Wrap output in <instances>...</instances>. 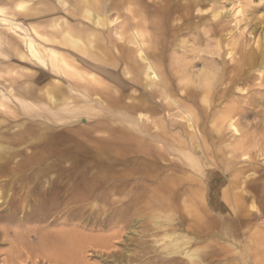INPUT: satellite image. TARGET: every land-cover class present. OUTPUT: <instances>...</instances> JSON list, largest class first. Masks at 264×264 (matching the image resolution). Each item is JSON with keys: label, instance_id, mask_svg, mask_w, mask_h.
<instances>
[{"label": "rangeland", "instance_id": "374dc122", "mask_svg": "<svg viewBox=\"0 0 264 264\" xmlns=\"http://www.w3.org/2000/svg\"><path fill=\"white\" fill-rule=\"evenodd\" d=\"M23 1L31 13L20 20L26 30L33 25L51 38L55 33H49L55 29L48 26L50 18L63 20V26L67 18H72V1L63 0L62 7L55 0ZM44 1L58 9L44 13ZM199 1L190 20L205 23L199 30L211 29V39L205 42L201 31V39L192 38L190 32L168 39L166 60L161 66L163 79L169 78L167 98L160 93L161 76L156 72L155 78L147 75V62L140 61L137 53L134 66L83 61L68 67L60 61L55 70L44 69L28 56L17 35L0 26V129L5 138L14 130L25 136L17 145L5 144L0 149L6 155L3 166L11 153L17 169L13 182L4 170L0 171V213L12 198L18 206L14 220L0 222V226L19 233L25 227L37 226L36 222L24 224L22 220L40 190L63 197V221L69 224L83 221L86 210L78 208L82 205L100 212L98 224H103V210L128 207L126 220L109 222L116 225L114 228L87 232L111 241L114 230L122 228L120 237L112 239L114 246L102 250L114 251L115 255L102 253L91 256L89 262L123 264L128 258L131 264H145L153 251L159 254L171 245V239L164 238L165 231L177 238L187 234L189 216L183 215V210L190 194L195 193L218 231L206 238L191 235L196 239L187 245L189 258L183 252L167 254V258L200 264L199 252L206 251L212 252L209 264H250L243 255L248 233L237 236L232 224L233 217L247 211L255 215L254 223L264 224V0ZM2 3L0 0L1 10ZM13 7L6 12L11 13ZM151 9L153 5L147 12ZM100 14L108 16L111 12L101 10ZM118 21L125 19L119 16ZM19 52L25 57L21 58ZM172 54L174 58L184 56L185 65L168 64ZM61 55L63 59V51ZM213 60L223 69L224 77L222 86L212 91L208 106L200 102L201 93L196 88H201L202 64ZM185 72L192 80L184 90L179 78ZM90 77L100 85L93 87ZM219 88L225 90L222 102L217 97ZM188 95L194 100H188ZM232 105L235 110L231 112ZM182 109L189 110L192 119L179 116ZM126 111L133 113L134 124L126 119ZM120 128L127 129L134 141L123 154L117 146ZM144 140L159 147L162 156L154 160L143 156L137 147ZM174 172L192 176L190 180L198 182L201 190L195 185V190L177 186L163 196L154 190L164 175ZM227 184L228 190H223ZM164 204L173 209L163 212ZM156 213L174 220L160 228L151 218ZM12 239V234L0 235V257L10 249ZM141 241L148 242L146 248L138 246ZM140 258L144 260L138 261ZM177 263L182 264L172 262Z\"/></svg>", "mask_w": 264, "mask_h": 264}, {"label": "bare ground", "instance_id": "6f19581e", "mask_svg": "<svg viewBox=\"0 0 264 264\" xmlns=\"http://www.w3.org/2000/svg\"><path fill=\"white\" fill-rule=\"evenodd\" d=\"M69 1L74 3V9L70 12L72 18H67L63 26V59L60 52L50 48L48 44L42 42L36 35L32 36L19 21L0 15V25L10 29L17 35L22 40L28 56L32 57V59L34 58L44 69L51 67L55 70L57 62L60 61H63V64L68 67L75 63L82 64L83 61L92 65L95 63H124L127 66H134L133 64L138 62V59L135 58L137 53L140 61L147 62L145 68L147 75H152V78H155L154 74L156 72L161 76L159 84L160 93L165 98H167L169 78L163 79V75L165 74L162 72L161 66L166 60L164 51L168 39L177 38L181 33L188 32L192 33V38L198 37L199 39H201L202 33L203 36H206L205 42L211 39V29L203 27L202 30H199L205 23H196L190 20L192 12L200 2L199 0H177L176 2L174 0H67V2ZM151 5H153V9L147 12V8ZM101 10H104V12L110 11L111 14L103 16L100 14ZM119 16H123L125 22L118 21ZM78 17L84 18L87 22H81ZM193 33H196V35H193ZM19 56L22 58L25 57V54L19 52ZM185 60L184 56L174 58L172 54V58L167 63L171 65L177 64V66L182 67L185 65ZM202 66V71L198 69L201 71V74L198 73L201 75V79L198 82L201 88L198 87L196 89H199L198 93H201L200 102L210 106L211 93L218 86H222L224 73L223 69L214 60L210 61L209 64L203 63ZM89 76L91 75L89 74ZM179 80L184 85L185 90L192 77L190 75L187 77V72H185L184 76H180ZM88 81L93 82V87L100 85L94 77H90ZM224 96L225 90L219 88L217 90V97L221 102ZM49 99L51 103H55L56 101L53 96H50ZM188 100L193 101V96L188 95ZM172 102H175V100L172 99ZM233 105L229 107L231 112L235 110V106ZM208 106H205V108ZM178 115L182 117L186 116L188 120L189 118L192 119L191 113L187 109H182ZM243 118L244 120H248L249 117L243 114ZM117 132H119L118 138L120 139L117 146L123 154L133 147L134 141L127 129L120 128ZM2 133L0 129V149L5 144L13 147L25 138V136H21L15 130L8 132L9 136L6 138ZM137 143L138 141L135 142V145ZM44 145H49V142L46 141ZM137 148L140 149L139 152L143 156L152 157L153 160L162 156L161 149L153 144L151 140L141 141ZM12 156L14 154H8V163L3 166V159L6 155L0 153V171L4 170L8 174L10 182L16 179L17 174L16 164L12 162ZM190 179H192L190 176H178V174L175 175V172L166 174L154 190H159V193L162 192V196L168 192L167 190L177 186L181 190H195L192 188V185H195L201 190V185L195 180L191 181ZM39 192L32 200L33 208L26 213L22 220L24 224L25 222H36L37 226L25 227L21 233L8 227L0 226L1 236L13 235V239L9 241L11 247L0 257V264H99L89 262L91 256H101L102 253L109 254L111 257L115 255L114 251L103 252L102 250H108L114 246L115 241H112V239L120 237L121 227L118 230L113 229L114 236L111 241L91 237L87 232L99 231L107 226L114 228L116 225H110L111 223L109 222L114 220L116 223L126 220L128 207L120 208L119 210L113 208L115 210L113 212L108 209L103 210L104 212L102 213L105 214L103 224H98L99 221L96 222V219L100 212H95L91 206L87 208L85 205H82L78 208L86 210L83 221L69 224L63 221V197L52 196V193L46 190H40ZM190 196L191 199L188 200L183 210V215L189 216L187 220L189 229L187 234H180L181 236L177 238L172 232L165 231L164 238H169L172 241L166 251L162 249L159 252L160 256L164 254L165 258L160 257L158 253L156 254V251H153L151 256H148L145 260L140 258L138 261L142 262L144 260L145 264H172L173 261L182 264H194L191 260H187L190 262L187 263L182 260L179 261L176 257L167 258L166 256L167 254L183 252L189 258L187 245L191 243L190 240L196 239V237L191 235L195 234L198 237L206 238L207 236H212L211 232L216 230L214 222L207 219L208 214L200 206V196H197L195 193H191ZM15 204L16 199L12 198L4 211L0 213V222H11L14 220L15 211H18V206ZM164 205L163 212L173 209L168 207L167 204ZM72 207L68 209H76ZM254 217L255 215L251 211H247L246 213L241 212V214L233 217L232 230H235L237 236L240 235V232L248 233L244 239L243 255L250 261L249 263L264 264V224L254 223ZM151 218L156 219L153 220L154 224L160 228L164 225V222L174 220L171 216L163 215L162 217V215L160 216L157 213L152 214ZM56 227L58 228L53 229ZM244 227L245 229H243ZM215 234L217 233L215 232ZM232 241L234 242L233 238ZM147 244L148 242L141 241L138 243V246L146 248L147 246L145 245ZM89 251L91 252L90 254H88ZM211 253L206 251L199 252V263L209 264L208 257ZM113 264L117 263L114 262ZM123 264H131V260L124 258Z\"/></svg>", "mask_w": 264, "mask_h": 264}, {"label": "crops", "instance_id": "0c3cea01", "mask_svg": "<svg viewBox=\"0 0 264 264\" xmlns=\"http://www.w3.org/2000/svg\"><path fill=\"white\" fill-rule=\"evenodd\" d=\"M11 1L12 0H1V2H3L2 3L3 4L2 5L3 10L0 9V15H3V16L11 18L13 20L19 21L20 23H21L20 20H22L23 18H28L31 15L30 10L28 9V6L25 5V2L23 0L16 1L15 3H13V1L11 3ZM55 1L57 2L58 5H61V7L63 6V0H55ZM10 5L14 6L12 8L11 13L6 12V10L9 11V9L11 7ZM56 8L58 9V7H56L55 5H52L48 1H44V3H43V10H45V11H43L44 13H48V12L50 13L51 12L50 10H52V9L55 10ZM0 26H2V25H0ZM48 26L50 29H55L54 32L49 33L51 35L53 33H55L54 35L51 36V38L46 36L45 33L38 32L36 27H34L33 25L30 26V29H28V31L32 36L36 35L38 38H40L42 40V42H45V44H48L50 48H53L54 50H57L58 52H60V54H62V51H63V44H62L63 20L61 22H56L53 19L51 21V18H50ZM43 28H46V27H43ZM132 114L133 113L131 111H126L125 115H126V119L129 120L132 124H134L136 119H133ZM190 177H192V176H190ZM227 185L228 186H226L223 190H225V189L228 190V187L230 186V184H227Z\"/></svg>", "mask_w": 264, "mask_h": 264}]
</instances>
